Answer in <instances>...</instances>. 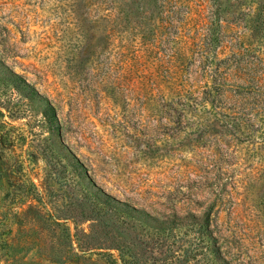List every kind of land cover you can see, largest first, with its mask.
Segmentation results:
<instances>
[{"label": "rangeland", "instance_id": "rangeland-1", "mask_svg": "<svg viewBox=\"0 0 264 264\" xmlns=\"http://www.w3.org/2000/svg\"><path fill=\"white\" fill-rule=\"evenodd\" d=\"M212 2L0 0V264H264V0Z\"/></svg>", "mask_w": 264, "mask_h": 264}, {"label": "trees", "instance_id": "trees-1", "mask_svg": "<svg viewBox=\"0 0 264 264\" xmlns=\"http://www.w3.org/2000/svg\"><path fill=\"white\" fill-rule=\"evenodd\" d=\"M217 3H218V0H213L212 2L213 6H216ZM216 10H217V7H215L214 12H216ZM219 20H220V17L216 15L215 13L214 21L212 22L211 27H213L214 22L216 21L218 22ZM211 27L209 28V30L211 29ZM219 27L221 26L219 25ZM208 39H210L209 36H207L206 40ZM210 77H211L212 85L210 87L205 88L203 93L210 100H214L216 98L218 99L222 97L225 93H227L224 87L225 85L223 84L222 79H218L217 73L212 72ZM205 233H206V238H210L211 240H214L212 236L210 235L209 225L205 227ZM206 243H207L208 248L211 247V252L213 253V256L215 257L218 264H241V262L235 259L233 255L225 251V249L223 248L221 244L216 245L213 243L212 245H210V241Z\"/></svg>", "mask_w": 264, "mask_h": 264}]
</instances>
